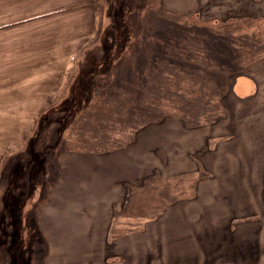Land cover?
Returning a JSON list of instances; mask_svg holds the SVG:
<instances>
[{
    "label": "rangeland",
    "instance_id": "rangeland-1",
    "mask_svg": "<svg viewBox=\"0 0 264 264\" xmlns=\"http://www.w3.org/2000/svg\"><path fill=\"white\" fill-rule=\"evenodd\" d=\"M154 1L158 8L149 7L152 0H0V220L16 208L6 205L5 195L12 190L16 199L25 201L15 212H21L27 226L20 231L7 228L13 248L20 241L33 248L23 254L28 264H264V184L255 183L256 175L264 180V62L252 70L254 95L241 101L233 94L228 97L225 123L189 127L179 116L166 115V125L159 124L162 118L134 137V152L118 154L124 158L113 176L106 173L110 164L103 165L106 183L99 182V164L76 158L65 168L68 180L75 172L74 184L65 192L60 183L50 188L61 172V153H86L72 149L80 148L76 139L100 138L90 137L88 130L99 124L87 123L99 117L90 108L87 117L86 105L80 107L103 93L108 80L154 69L169 40L188 46L180 27L195 33L209 28L235 31L238 37L246 31L264 33V19L238 17L231 25L222 24L227 16L243 13L240 0ZM257 5V15L264 14V0ZM165 11L183 18L199 13L198 24L171 18ZM200 17L218 22L205 23ZM98 70L102 73L91 84L87 76ZM166 136L178 140L177 148L170 149L178 162L168 174L178 170L185 151H194L191 156L199 167L168 176L152 171L161 185L176 183L170 192L177 201L170 204L160 195L136 193L129 210L118 214L117 207L111 209V216H117L110 217L107 243H100L98 233L84 240L86 232L106 224L102 214L123 194L115 178L146 166L143 173L150 171L155 158L151 148L161 146ZM157 153L165 158L161 149ZM238 165L244 167L237 176ZM80 166L90 169L80 174ZM203 174L213 181L197 189ZM49 192L52 201H43ZM232 217L242 222L237 234L225 227ZM84 226L85 232L76 231ZM11 259L0 252V264H26Z\"/></svg>",
    "mask_w": 264,
    "mask_h": 264
},
{
    "label": "trees",
    "instance_id": "trees-1",
    "mask_svg": "<svg viewBox=\"0 0 264 264\" xmlns=\"http://www.w3.org/2000/svg\"><path fill=\"white\" fill-rule=\"evenodd\" d=\"M258 2L260 0H240L239 11L243 13L227 16L222 24L231 25L238 17L263 20L264 14L256 13ZM149 7L158 8L154 0ZM165 13L177 20L184 19V23L195 21V24H198L196 20L200 15L198 13L194 17L183 18L168 11ZM212 20L203 21L218 22L217 19ZM183 28L185 27H180L181 40L189 43L188 46L179 45V42L173 44L168 39L170 44L158 56L154 69L150 72H147L148 69L137 72V75L132 78L108 80L102 89L103 93L101 91L99 94H94L80 107L86 105L87 117L90 115L89 108L99 117L94 120L88 118L87 123L96 121L99 124L98 127L91 126L88 130L92 131L90 137L100 136V138L94 142L77 138L76 144L79 143L80 148L72 149L106 152L126 146L134 140L140 128L158 122L166 115L179 116L189 127L205 123L212 125L225 123L230 95L233 94L240 101L254 95L257 86L252 70L258 63L264 62L262 31H246L238 37L235 31L221 29L212 31L208 27L209 29H202L205 32L195 33ZM193 49L197 52L191 53ZM102 60L98 62L99 68H101ZM101 73L100 70L90 72L87 78L91 79L92 84L95 77ZM133 78L135 83L131 82ZM156 175L159 176V174ZM20 179H22L21 176ZM167 183L168 186H166ZM157 184L161 186L160 190L157 189ZM175 186L176 183L172 182L161 185L159 178L157 181L154 180V174L146 176L137 185L127 184L125 202L117 213L129 210L131 202H134L136 198V193H146L148 196L160 195L172 204L178 199L170 192V189H174ZM13 192L10 190L5 195L6 205H14L16 208L9 209L8 213L4 212L1 217L0 252L3 257L12 258L11 261H18L19 258L28 264L26 260L28 258L23 254L25 251L31 252L33 248L23 241L13 248L12 231L7 228V225H10L11 229L15 227L20 231L22 227L27 226L21 212L19 210L15 212V209H18L25 201L23 198L16 199ZM24 230L25 228L22 232Z\"/></svg>",
    "mask_w": 264,
    "mask_h": 264
},
{
    "label": "crops",
    "instance_id": "crops-1",
    "mask_svg": "<svg viewBox=\"0 0 264 264\" xmlns=\"http://www.w3.org/2000/svg\"><path fill=\"white\" fill-rule=\"evenodd\" d=\"M171 116H173V115H171ZM174 117H176V116H174ZM167 121H168V119L163 118L159 124L162 126L166 125ZM147 125L148 126L145 125L142 128H140L136 132L135 136L138 135V137H139L141 135V132H143V131H145V129H148L151 127V126H149V124H147ZM175 141H178V140H175L172 136H166V138L163 141L161 146L160 145L159 146H152L151 152L153 154V157H155L156 159L154 158V165L152 166L151 170L148 171L147 173H143L147 169V166H146V167H142L138 170L134 169L133 171H131L129 173H127V172L121 173L115 178L117 180L118 184H114V185H118L120 187V189H122L123 194L118 199L110 201L109 205H108L107 212L102 214V216H105L102 221L106 224L99 225L97 227L95 226L94 230H92V232H86L83 235L84 240H88V237H87L88 234H89V236H91L90 234L98 233L100 243L102 245H103V243H107V241H108L107 234L111 230L110 227H111V223H112V221L110 220V217L111 218L115 217L114 215L111 216V209L113 207H117L118 208L117 210H120L122 208L121 206H123L122 204H124V202H125V201L123 202V200H125L127 184H136L137 182L140 183L143 180V178L151 175L152 171H155L154 173L159 174L160 176L163 175L164 171H165L164 176H168V175H174V174H179V173H181V174L193 173L196 170H198V168H199L198 163L191 156L192 155L191 153H193L194 151H185L182 154L183 155L182 156V160H183L182 163L177 165L178 170L168 174L167 170H169L172 167V163L178 162L176 157L174 155H172L170 152V149L172 147L177 148ZM136 143H137V139L134 142L132 141L130 144H128L126 146L116 148L114 150H110V151H106V152H99V153L98 152L82 153V152H68V151L62 152L60 155L61 156L60 161L62 163L61 172L59 171V174H60L59 177L55 180V182L53 181L54 183L52 182L53 184L50 188H52L56 184L60 183L63 186V190L65 192V188L70 187L71 186L70 184H74V181H71V179L74 177L75 172L71 174V179L68 180L67 179L68 178V170H65V168H66L68 162L74 163V160L76 158H77V161H80V162L83 161L86 164L88 162H94V163H96V165L99 164L98 165V168L100 170V174H99V178H98L99 182L100 183H103V182L106 183V177H104V176H107V174L113 176V174L115 172V167L118 165V163L122 162L121 159L124 158V157H122L119 159L118 154L126 153V152L131 151V150H132L131 153L134 152L135 147H136L134 145ZM144 148H141V150L138 152L142 153ZM160 149L162 151H164V157L165 158L162 160H161V158H159V154L157 153V151ZM174 150H176V149H173L172 151L174 152ZM106 159H112V161H106ZM107 163L110 164V166H109L110 169L106 172L107 174H102L103 165L107 164ZM155 163H156V165H155ZM64 164H65V167H64ZM80 167H82V168H79V169H83L79 172L80 174H84V171H86V169H90L88 167H85V168H83V166H80ZM243 167L244 166H242V165H238L237 176L239 175V173L241 172V169H243ZM261 167H262V164L255 166L256 169H260ZM70 170H73V169H70ZM65 173H66V176H65ZM242 173H243V171H242ZM209 177H212V176H205V175L200 176L196 181L197 189H199V186L201 185V183L213 181V180H209L210 179ZM215 177H217V176H215ZM110 178H113V177H110ZM227 178H229V177L227 176ZM255 178H256V181H255L256 185H263L264 184V180H263V177L261 175H259V176L256 175ZM82 182H84V181H82ZM239 190H241V184H240ZM63 196H65V195H63ZM51 198H52V195H51V192H49L48 197L43 201L51 202L52 201ZM257 208L259 210L258 206H257ZM54 210H55V207L52 206L51 212H54ZM38 211L41 213V206H39ZM101 211L103 212L102 209H99L98 213H101ZM84 213H86V212H84ZM94 213H96V212H93L92 214H94ZM260 216H262V215H260ZM235 217H237V216H235ZM233 218L234 217L229 219V222H227L228 224L225 225V227L229 228L232 225V223L236 224L234 226V228L230 227V229L233 230L234 234H237L236 232L239 230V227H241L242 222L240 223L238 221V219H233ZM225 219H226V217H225ZM86 230H87V228L85 226L82 228L76 229V231H78V232H85ZM42 231L48 232V228L46 230H42ZM46 237H47L48 243H50L48 236H46ZM91 239H92V236H91ZM91 239L89 240V242L92 241Z\"/></svg>",
    "mask_w": 264,
    "mask_h": 264
}]
</instances>
